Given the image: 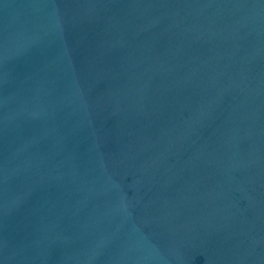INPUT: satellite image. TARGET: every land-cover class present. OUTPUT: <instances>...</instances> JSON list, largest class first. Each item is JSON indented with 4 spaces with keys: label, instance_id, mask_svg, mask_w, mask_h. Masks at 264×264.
<instances>
[{
    "label": "water",
    "instance_id": "1",
    "mask_svg": "<svg viewBox=\"0 0 264 264\" xmlns=\"http://www.w3.org/2000/svg\"><path fill=\"white\" fill-rule=\"evenodd\" d=\"M0 264H264V0H0Z\"/></svg>",
    "mask_w": 264,
    "mask_h": 264
}]
</instances>
